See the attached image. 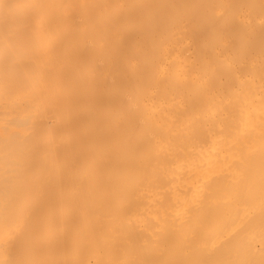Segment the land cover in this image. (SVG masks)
<instances>
[{
  "label": "bare ground",
  "instance_id": "obj_1",
  "mask_svg": "<svg viewBox=\"0 0 264 264\" xmlns=\"http://www.w3.org/2000/svg\"><path fill=\"white\" fill-rule=\"evenodd\" d=\"M0 264H264V0H0Z\"/></svg>",
  "mask_w": 264,
  "mask_h": 264
}]
</instances>
